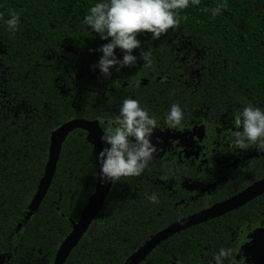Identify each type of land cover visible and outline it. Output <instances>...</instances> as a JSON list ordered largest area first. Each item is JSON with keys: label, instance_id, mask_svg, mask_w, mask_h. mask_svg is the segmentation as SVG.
<instances>
[{"label": "trees", "instance_id": "trees-1", "mask_svg": "<svg viewBox=\"0 0 264 264\" xmlns=\"http://www.w3.org/2000/svg\"><path fill=\"white\" fill-rule=\"evenodd\" d=\"M93 2L0 0V50L5 51V54H0L2 249L8 246V242L14 244L9 236L37 192L48 160L51 134L74 117L89 121L102 116L100 108L80 107V99L91 94L85 90L86 81H91L93 88H101L99 83L107 85L110 78L124 76L121 79L127 80L131 75L135 79L150 72L142 67L144 61L139 59V50L134 49L133 54L137 55L135 66L119 71L114 66L110 76L100 75L95 63L101 53L96 49L106 41L82 25L83 17ZM214 6L220 7V13L212 17L209 9ZM9 9L20 15L15 32L3 23ZM178 20L174 29H168L157 39H152L149 33L137 35L141 50L151 47L148 50L155 64L152 71L158 69L160 74L171 75L176 71L173 59L177 54V51L167 50L163 44H151L152 41L189 40L197 56L193 60L195 69L203 73L205 84L201 86L208 89L206 96L210 97V102H219V105L236 112L244 102L264 109V0H200L197 5L190 4L188 8L179 10ZM63 43L70 44L72 52L59 65L52 56ZM114 52L117 58L121 56L119 49H114ZM158 57L162 58L161 61ZM81 72L86 77L80 80L78 75ZM92 73L96 75L94 81L89 77ZM68 76L82 88H56L61 82L65 84L63 78L68 79ZM178 85L183 89L186 87L185 84ZM54 127L57 128L51 132ZM97 153L93 144L91 146V142L85 140L82 130H73L67 135L52 184L30 216L31 226L27 228L29 246L35 239L40 241L44 234L49 237L48 233H52L51 238L57 244L61 243L71 231V221L78 219L81 210L87 206L89 195L95 191L99 170ZM143 171L139 176L120 177L113 181L102 211L92 221V248H137L149 235L160 232L170 223L151 216L157 210L147 206L145 198L134 204L127 201L129 185L136 184L143 189L140 192L146 194ZM28 209L30 211V206ZM60 213L63 218L59 220L58 228L53 217ZM40 216L50 217V220L40 223L46 228L38 225ZM111 232L114 235H110ZM183 241L184 238L176 234L159 247L182 246ZM116 252L122 261L123 253Z\"/></svg>", "mask_w": 264, "mask_h": 264}, {"label": "flooded vegetation", "instance_id": "flooded-vegetation-1", "mask_svg": "<svg viewBox=\"0 0 264 264\" xmlns=\"http://www.w3.org/2000/svg\"><path fill=\"white\" fill-rule=\"evenodd\" d=\"M151 44L156 46L163 44L167 50L177 51L173 59L176 62L174 65L176 71L171 73L175 75L174 77L160 74L158 69L152 71L155 64L151 63L150 67L141 64L143 68L150 70L147 76L132 79L129 75L127 80L121 79L124 76H118L121 80L110 78L107 85L99 83L101 88H93L92 82L86 81L85 90L91 94L85 99H80V107L87 108L86 106L90 105L97 107L96 110L100 108L102 116L99 115L98 118L89 121H97L103 133L118 115L120 103L126 97L138 100L140 105L157 119L159 127L153 130L150 137L156 144L157 151L142 174L146 179L147 192L141 193L143 189L136 184L129 185L127 201L134 204L145 198L148 202L147 196L156 194L157 203L148 202L147 206L157 210L155 215L151 216H156L163 222L170 221L163 228L165 229L177 221L219 205L263 180L264 150L259 149L256 144L246 150L229 146L228 137L230 131L234 129L232 119L236 111L233 109L231 111L230 107L225 108L223 104L219 105V102L209 101L210 97L206 96L208 89L201 86L205 84L203 73L195 69L193 63L197 56L194 55L195 48L191 41L167 39L163 42L152 41ZM69 45L61 44L52 56L59 65H62L68 59L67 54L72 52ZM149 48L151 47H146V50ZM1 53L5 54V51L0 50ZM158 58V61H161L162 58ZM168 67L172 68L171 65ZM127 71L131 72L129 68ZM78 76L81 80L86 74L81 72ZM89 77L92 81L96 79L93 73ZM63 80L65 84L61 82L56 88L65 87L68 90L82 88L70 76ZM160 83L168 85L161 86ZM178 84H185L186 87L183 89ZM172 103L181 107L184 118L182 126L168 130L163 118ZM75 119L79 118L74 117L69 121ZM55 128L57 127L52 128L51 132ZM82 131L85 140L88 141V132ZM92 194L89 195L88 202ZM29 206L30 204L27 209ZM27 209L9 236L14 244L8 242L7 247L0 248V264H55L58 250L67 236L57 244L51 238L52 233H48L49 237L44 234L40 241L35 239L29 246L27 228L31 226V214ZM53 218L58 222L56 226L59 228V220L63 215L60 213ZM79 218L80 216L77 220L71 221V231L73 223L78 222ZM48 220L49 216L37 218L38 225ZM40 226L46 228V225ZM91 227L92 223L64 264H127L130 256L156 234L149 235V238L137 248L113 249L106 246L104 249H95L92 248L94 232H91ZM110 235H114V232ZM178 235L184 238L182 246H158L140 264H210L212 254L220 247L232 249L231 262L226 260L225 264H264V193L238 209L195 225ZM13 246L15 247L12 248ZM116 251L123 253L122 261Z\"/></svg>", "mask_w": 264, "mask_h": 264}, {"label": "clouds", "instance_id": "clouds-1", "mask_svg": "<svg viewBox=\"0 0 264 264\" xmlns=\"http://www.w3.org/2000/svg\"><path fill=\"white\" fill-rule=\"evenodd\" d=\"M200 0H94L84 15L82 25L86 30L98 34L106 41L96 51L101 53L95 63L100 75L108 77L111 69L133 67L139 50V59L145 67L152 63L150 50L140 49L139 33H149L152 39L159 38L168 29L178 24L179 10L197 5ZM211 16L220 13V7L209 9ZM3 23L15 32L20 23L18 12L9 9ZM114 49H119L117 58ZM181 107L172 103L163 118L168 130L182 126ZM234 129L229 133V146L246 150L253 144L264 150V109L250 102L233 114ZM156 118L149 114L140 102L133 98H124L119 106L118 115L100 136L102 147L96 154L99 165V177L102 181H114L120 177L139 176L153 159L157 146L150 139L153 130L158 129ZM149 203H157L156 194L147 196ZM232 249L220 247L212 254L210 264L231 262Z\"/></svg>", "mask_w": 264, "mask_h": 264}, {"label": "water", "instance_id": "water-1", "mask_svg": "<svg viewBox=\"0 0 264 264\" xmlns=\"http://www.w3.org/2000/svg\"><path fill=\"white\" fill-rule=\"evenodd\" d=\"M75 129H81L88 132V141L91 142L93 146L98 149V151L102 147L100 136L103 132L100 129L97 121L90 122L87 120L75 119L63 124L61 127L56 129L50 136L48 160L45 164L44 171L37 188V192L33 198L32 203L30 204V214H32L35 208L40 205L47 191L49 190L55 176L57 164L62 150V145L67 135ZM112 184L113 181H102L99 177L98 170L95 191L92 194V197L90 198L87 206H85L82 210L78 222L73 223L72 231L67 235V237L61 244L57 253L55 264H64L73 248L86 234L92 221L102 211L103 205L108 197ZM261 193H264V179L255 183L253 186L246 189L239 195L234 196L219 205L213 206L210 209L171 224L167 228L153 235L148 241H146L145 244L140 247L137 252L130 256L127 264H140L150 253H152V251L156 247H158L162 242L169 239L170 237L195 225L238 209L246 202L252 200Z\"/></svg>", "mask_w": 264, "mask_h": 264}]
</instances>
